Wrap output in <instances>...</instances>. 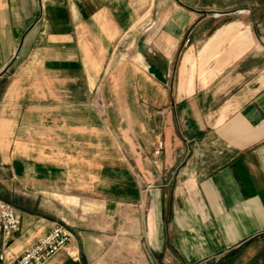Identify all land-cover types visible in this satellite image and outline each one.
<instances>
[{
  "label": "crops",
  "instance_id": "obj_1",
  "mask_svg": "<svg viewBox=\"0 0 264 264\" xmlns=\"http://www.w3.org/2000/svg\"><path fill=\"white\" fill-rule=\"evenodd\" d=\"M0 197L6 263L61 220L89 264H264V9L0 0Z\"/></svg>",
  "mask_w": 264,
  "mask_h": 264
},
{
  "label": "built area",
  "instance_id": "obj_2",
  "mask_svg": "<svg viewBox=\"0 0 264 264\" xmlns=\"http://www.w3.org/2000/svg\"><path fill=\"white\" fill-rule=\"evenodd\" d=\"M94 103L101 111L104 109L99 89L95 90ZM162 146L161 141L158 148ZM21 222L17 207L0 197V264H45L59 250L68 246L74 236L73 231L67 225L57 223L18 257L6 263L5 249L20 229ZM73 260V264H89L78 255L74 256Z\"/></svg>",
  "mask_w": 264,
  "mask_h": 264
},
{
  "label": "rangeland",
  "instance_id": "obj_3",
  "mask_svg": "<svg viewBox=\"0 0 264 264\" xmlns=\"http://www.w3.org/2000/svg\"><path fill=\"white\" fill-rule=\"evenodd\" d=\"M233 1H236V0H231V3L233 4ZM240 1V0H239ZM244 1V0H243ZM246 1V5H256V6H261L263 9H264V0H245ZM95 100V98H94ZM15 205V204H14ZM57 223H63L65 225H67L74 233V236L71 240V242H73L75 244V248H72L71 249V261H70V264H73L74 263V260L73 257L78 255L81 257V259L84 260V256L82 255L81 252L78 251L76 245H77V241H78V228H77V223L76 221H61V220H56L55 221V224ZM70 245V244H69Z\"/></svg>",
  "mask_w": 264,
  "mask_h": 264
}]
</instances>
